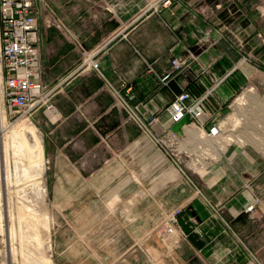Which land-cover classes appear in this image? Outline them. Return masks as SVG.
Listing matches in <instances>:
<instances>
[{
    "label": "crops",
    "instance_id": "1",
    "mask_svg": "<svg viewBox=\"0 0 264 264\" xmlns=\"http://www.w3.org/2000/svg\"><path fill=\"white\" fill-rule=\"evenodd\" d=\"M145 1L53 0L68 32L46 26L43 9L38 14L43 81L59 113L39 107L32 118L51 201L70 221L69 230L54 234L56 264H264V199L245 210L255 202L253 188L264 184V156L249 144L228 146L206 175L195 177L201 193L195 192L158 158L111 88L133 94L179 130L164 107L181 77L154 87L143 59L161 73L171 56L192 51L208 67L207 84L222 79L216 89L222 100L235 92V76L245 80L238 88L264 79V23L256 24L264 19V0H170L158 10ZM141 26L145 41L134 34ZM97 44L101 75L81 65V48ZM155 156L160 161L143 170ZM176 205L180 231L169 245L153 227Z\"/></svg>",
    "mask_w": 264,
    "mask_h": 264
},
{
    "label": "built area",
    "instance_id": "2",
    "mask_svg": "<svg viewBox=\"0 0 264 264\" xmlns=\"http://www.w3.org/2000/svg\"><path fill=\"white\" fill-rule=\"evenodd\" d=\"M158 3L167 6L170 0H154L150 6L156 7ZM41 9L45 10L42 17L46 26L68 32L65 23L46 0H0L1 98L10 114L17 112L29 120L39 107L54 114L59 113V109L50 100L51 90L46 88L42 76V59L37 34V17ZM102 47V44H97L91 49L81 48L80 51L81 65L96 70L100 75L97 55ZM242 58L245 59L246 56L243 55ZM143 62L159 87H166L171 80L181 77L177 81L178 90L172 92L171 100L164 107L170 122H180V129L173 130L160 122L156 110H149L144 103L134 101L133 94L124 95L119 89L111 86L117 102L127 119L133 121L160 152L158 158L166 159L193 185L195 192L201 193L192 176L206 175L228 146L232 144L242 146L249 141L241 142L229 136L230 131L237 130L233 105L238 95L228 105L229 113L213 119V112L207 104L222 79L207 84L205 77L208 67L199 62L192 51L187 50L184 55L171 56L169 67L161 73L156 71L148 60L143 59ZM189 79H193L199 93L189 88ZM246 87L248 85H241L240 91ZM213 99L217 104L216 111L219 112L223 109L222 102L215 96ZM185 117L187 120H183ZM232 120L234 123H231ZM155 125L158 127L155 128ZM262 129L264 128L261 127V131ZM261 154L264 156V148ZM159 161L160 159L157 163ZM244 185L249 186V179L244 180ZM253 195L255 202L247 205L246 211H252L255 203L260 202V198ZM181 211V205L164 211L162 219L153 227V231L169 245L177 242L174 235L180 231L178 220ZM3 226L4 220L0 215V264H6L7 261Z\"/></svg>",
    "mask_w": 264,
    "mask_h": 264
},
{
    "label": "rangeland",
    "instance_id": "3",
    "mask_svg": "<svg viewBox=\"0 0 264 264\" xmlns=\"http://www.w3.org/2000/svg\"><path fill=\"white\" fill-rule=\"evenodd\" d=\"M49 1L46 0V2L53 9L52 7L53 0H49ZM153 1L154 0L145 1V4H144L145 7H149L151 2L153 3ZM160 6L162 5L158 3L156 7H152V8L158 10ZM149 8H151V6ZM261 9H264V7L261 6ZM44 11L45 10L43 9V14H44ZM262 12L264 13V10ZM210 17H213V14H211ZM62 21L64 22L63 19ZM262 23H264V19L263 20L259 19V21L256 22L257 26ZM216 26L217 25L215 22L212 23V28ZM217 30H219L218 27H217ZM134 34H135V37L143 38L145 41L146 30L143 28V26H141L140 28L137 27L135 29ZM229 34H230L229 32L225 34L227 39H229L230 37ZM239 36L243 38L241 34H239ZM148 43H150L149 40H148ZM246 85L253 86L254 91L259 96L261 97L264 96V79L259 78L255 80V83L247 82L243 84V86H246ZM240 90L241 89L239 88L237 91L233 92L232 94H228L227 97L224 96V99L222 100L221 98H218L217 92H215L214 95L210 97L207 106L209 107V109H211L210 111L213 112V117H212L213 119L226 115L227 113L230 112V109H228V105L232 102L234 97L239 94ZM214 96H216L217 99L220 100V102H222V106L224 105L227 106L225 110L221 109L219 112L216 111L217 104L215 102V99H213ZM259 100H262V98H258L256 101H259ZM255 104L256 102H254V100L251 99V102L249 103V108L251 109V107ZM234 107H235V104L233 105V108ZM214 112H216L217 114H214ZM20 121H25L24 123L32 125L34 129L36 130V132L38 133L39 138H40L39 128H38V124L35 122V118H31V120H29L25 116H22V115L20 116L17 112H12L10 114L7 111V109L5 108L3 104L2 98H1V88H0V125L1 123L4 125L2 129L3 131L2 130L0 131V142L2 143V147L4 143V139L2 137L3 133L5 131L7 133V131L12 129L11 128L12 125H16V123H20ZM231 123H234V120H232ZM240 127L241 125L237 124L235 129H238ZM252 129L250 128V130ZM262 131L264 132V129H262ZM25 135L27 139L32 143L33 140L31 138V135L26 130H25ZM9 142H10V139H9ZM247 142L248 143H246L245 145L249 144L262 153L263 148H264V139L262 136L256 138V143L251 142V141H247ZM152 147L155 148L153 144H152ZM43 155H44V151H43ZM45 159L46 158H44V161H43L44 163L43 167H45L43 169L44 171L42 170L41 165L39 164L38 166H36L34 171L30 169L31 172L34 173L31 176H29L30 173L22 170L20 162L17 163L16 165L13 161H11L12 159H10L11 161L10 168H9L10 181L9 183H6V181L2 182V188L4 189V194H3V199L1 200V203H0V206H1L0 209L2 210L1 212L3 214L2 217L4 220V226H3L4 236H5L6 245H7L6 264H45V263H42V257H48L51 260L52 264H56L57 261L55 259L56 253H55L54 234L59 228L65 231L70 229L69 219L67 218V216H65V213L62 211L61 206H58L52 203L51 190L47 187V185L44 182V179H43L44 172L47 169V163L45 162ZM156 159L157 158L155 156L151 160H147V161L145 160L143 162V168H144L143 170H148L152 168L153 166H155L158 161ZM42 171H43V174H42ZM39 176H42V177L39 179L38 178ZM192 178L194 181H196V178L194 176H192ZM41 179H42V183L46 187V190H44V194H42L43 196L40 197L38 196L36 192L35 186L32 185L31 182H34V184L38 186L39 185L38 180H41ZM253 191H254V194L257 195L260 199H264V184H261L257 188H253ZM21 200L27 201L28 203H30L28 207L32 206L34 207V209H37V210H38V203L40 201L44 202L45 210H47V217L51 216L54 220L53 222H51L52 226L50 229L49 239L44 238L43 241L40 243L39 240L38 239L36 240V238L34 237V235L36 234L32 231L33 227L28 223V221L25 220L24 218L20 220L18 219V217L16 216V205H17V201H21ZM12 213L14 214L13 216H12ZM9 229L12 230L13 235H11V233L9 232ZM10 235L12 237H10ZM110 258H113L112 255L110 256Z\"/></svg>",
    "mask_w": 264,
    "mask_h": 264
},
{
    "label": "bare ground",
    "instance_id": "4",
    "mask_svg": "<svg viewBox=\"0 0 264 264\" xmlns=\"http://www.w3.org/2000/svg\"><path fill=\"white\" fill-rule=\"evenodd\" d=\"M258 98H262V100L256 101ZM251 99H253L256 104L250 109L249 103L251 102ZM234 103L235 107L233 108V115L237 120L236 124L241 125V127L235 130V132L230 131L229 136L241 142L249 140L256 143V138L260 136L264 139V132H261V127L264 128V96H259L254 91L253 86H248L239 92L237 98L234 100ZM24 122L25 121H20V123L12 125V129L7 131V133L5 131L2 135L4 143L2 147V143L0 142V203L4 194L2 182L6 181V183H9L10 181L9 168L11 161H13L16 165L20 162L22 170L30 173L29 176L34 174L31 170L34 171L36 166L39 164L41 165L42 170L44 169L43 148L39 135L32 125ZM3 127L4 125L1 123L0 131ZM250 128H253L255 131L253 129V131L250 130ZM25 130L30 133L33 140L32 143L27 139ZM10 159L12 160L10 161ZM41 177L42 176H39L38 178L40 179ZM31 184L35 186L38 196H43L42 194H44V190H46V188L42 183V179L38 180V186L35 185L34 182H31ZM29 204L30 203L25 200L17 201L16 216L19 220L24 218L28 221V223L33 227L32 231L36 234L34 237L41 243L44 238L49 239L50 229L52 226L51 222L54 220L51 216L47 217V210H45L43 201L38 203V210L34 209L32 206L28 207ZM1 211L2 210L0 209V215L2 216L3 214ZM13 215L14 214L12 213V216ZM9 232L13 235L12 230L9 229ZM11 235L10 237H12ZM42 263L52 264L48 257H42Z\"/></svg>",
    "mask_w": 264,
    "mask_h": 264
},
{
    "label": "trees",
    "instance_id": "5",
    "mask_svg": "<svg viewBox=\"0 0 264 264\" xmlns=\"http://www.w3.org/2000/svg\"><path fill=\"white\" fill-rule=\"evenodd\" d=\"M244 79H242L241 77H236L235 76V78H233V79H231V81H230V84L232 85V87H235V91H237L239 88H238V85L240 84V83H244ZM156 83V82H155ZM154 87H159L158 86V84L156 83V85L154 86ZM189 88H191V89H193V90H195V92H197V93H199L198 92V90L196 89V87H195V85H194V81H193V79H189ZM226 105H224L223 106V109L225 110L226 109ZM183 120H187V118L185 117V118H183Z\"/></svg>",
    "mask_w": 264,
    "mask_h": 264
}]
</instances>
